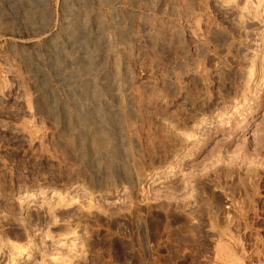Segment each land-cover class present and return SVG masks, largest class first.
Returning <instances> with one entry per match:
<instances>
[{"label":"rangeland","instance_id":"rangeland-1","mask_svg":"<svg viewBox=\"0 0 264 264\" xmlns=\"http://www.w3.org/2000/svg\"><path fill=\"white\" fill-rule=\"evenodd\" d=\"M0 264H264V0H0Z\"/></svg>","mask_w":264,"mask_h":264},{"label":"bare ground","instance_id":"bare-ground-1","mask_svg":"<svg viewBox=\"0 0 264 264\" xmlns=\"http://www.w3.org/2000/svg\"><path fill=\"white\" fill-rule=\"evenodd\" d=\"M32 108V107H31ZM29 111H30V108H29ZM28 112V111H27ZM24 129V128H23ZM21 131V130H20Z\"/></svg>","mask_w":264,"mask_h":264}]
</instances>
